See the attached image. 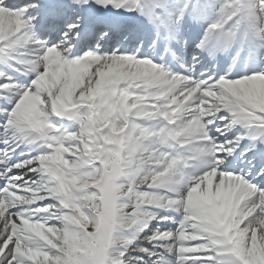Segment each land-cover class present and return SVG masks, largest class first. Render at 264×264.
Masks as SVG:
<instances>
[{
  "label": "snow or ice",
  "instance_id": "1",
  "mask_svg": "<svg viewBox=\"0 0 264 264\" xmlns=\"http://www.w3.org/2000/svg\"><path fill=\"white\" fill-rule=\"evenodd\" d=\"M0 9L5 10L7 17H19L25 22L23 30L30 28L33 40H38L39 45L43 46L40 55L44 50L56 47L69 60L90 54L134 56L173 72L179 70L187 74L190 70L195 83L221 95L225 94L223 85L226 81L235 84L255 76H264V0H144L143 4L141 0H48L47 3H41V0H28L26 3L0 0ZM120 10L136 15H124ZM69 11L76 14L75 19L60 32L59 44L49 46L48 41L37 38L38 28L56 31ZM96 25L103 28L101 38L111 40L120 34L135 41L137 46L131 54L120 50L111 54L86 51L76 58H70L71 38L81 34L82 26L87 34L88 29ZM20 43L15 36L0 41V198L6 203L10 198L4 190L9 183L32 186V181H35L25 180L27 173L16 175L13 169H27L28 172L43 174L42 177L45 175V169L40 165L46 151L30 159L13 162L11 157L16 155L17 149H21L22 145H34L37 141H43L46 145L53 142L71 145L74 143L72 135L77 134L78 129H83L82 117L68 112L58 118L74 121L78 129L59 137L49 135L55 129L50 121L53 116L50 109L44 110L43 118L53 128L42 130L17 125L13 115L17 104L26 91L34 90L38 74L19 62L21 54L26 52ZM162 52L170 56L174 63L165 62L163 57L160 63L153 62L155 56ZM245 62L248 69L242 71ZM112 102L111 98H102L94 105V110L103 114L107 104ZM157 103L161 105L160 111L165 113L163 127L167 129L169 110L163 107L166 101L159 100ZM217 107L219 110L214 111L213 115L204 117L208 135L204 143L216 148L215 155L209 158L213 161L209 167L241 176L249 185L264 192V111L257 112L255 116H245L242 106L236 101ZM126 123L130 143L137 132L143 135L134 120ZM166 152L167 149H162L161 155L156 158L162 159ZM169 160H175L174 153L156 168V172H162L165 166L171 167ZM200 170L207 171V168ZM51 199L59 202L55 197ZM35 205L13 204L8 207L7 215L15 219L4 223L0 230V264H32L22 255L29 249L54 257L51 264H87L85 256L73 252L76 245L69 240L71 229L67 226L66 215L65 238L58 248L48 246L45 241L22 230L18 231L20 225L17 219L24 214L25 208H46L52 204ZM157 211L159 218L153 221L158 223H149L138 234L128 235L129 242L115 249L120 255L107 264H240L226 240L217 242L207 231H202L199 225L188 219V213L179 215V227L173 231L163 222L174 220L172 214H176V209ZM49 228L56 231L52 225ZM185 233H190V237L186 239ZM161 234L167 238H160ZM80 239L86 241L84 237ZM73 255L75 259L70 260L69 257Z\"/></svg>",
  "mask_w": 264,
  "mask_h": 264
},
{
  "label": "bare ground",
  "instance_id": "2",
  "mask_svg": "<svg viewBox=\"0 0 264 264\" xmlns=\"http://www.w3.org/2000/svg\"><path fill=\"white\" fill-rule=\"evenodd\" d=\"M20 3L19 1H16ZM1 11V16L5 18L4 22V28L0 34V41H2L4 38L11 39L14 37L16 31H20L22 28L21 26L25 27V22H21L18 26L14 23L15 18H10L6 16L5 10L0 9ZM71 12H69L70 14ZM73 17V15H71ZM68 15V17H71ZM71 17V18H72ZM21 27V28H20ZM20 28V29H19ZM19 29V30H18ZM57 30H61V28H58ZM27 31V30H26ZM25 30H21V33L18 36H23L26 33ZM47 32H51L49 29L46 28ZM95 32V30H93ZM42 39V38H39ZM46 39V37H43L42 40ZM50 39V38H48ZM54 40V39H50ZM101 41V39H100ZM106 42V41H104ZM51 43V42H50ZM131 43V42H129ZM102 44V43H101ZM105 45V43H104ZM49 46H51L49 44ZM42 48V47H41ZM40 48V50H41ZM53 48V47H52ZM50 49V48H48ZM46 49V50H48ZM44 50V52L46 51ZM40 53V52H39ZM103 54V53H102ZM41 56V55H40ZM40 56L39 59L33 60L31 62V67L32 68H38L41 63H40ZM102 56L98 55V62L100 63ZM94 64L96 62V59H94ZM134 62V63H133ZM135 65L137 69V74L133 77V84H135V87H142L144 84V75L145 73L149 72L152 68L155 67L152 63L149 61L145 60H135L132 57H127L123 56L121 59L116 60H109L104 68L101 70L96 69L95 71L91 72L92 74H95L96 80H101L105 78V73L107 74L106 77L110 74L111 77H113L114 73V68L119 65L121 69L126 68V66L129 65ZM79 67H77V71H75V77L74 81L70 80L69 84L71 82H77L78 85L82 83V81H85L88 76L87 74H90L89 71L91 70L93 64L87 62V63H79ZM113 70V71H112ZM99 72V73H98ZM98 73V75H96ZM46 77V75H45ZM111 79V78H110ZM227 82V81H226ZM247 82V81H246ZM246 82H236L233 84L232 82H227L229 86L234 88V91L229 96L236 97L240 100L244 99H251L253 102L259 103V108L264 111V84H257L258 79H252V85H245ZM37 85V89H40V85L38 83H35ZM102 98H111L112 103L107 104L106 106V111L101 114L100 112H97L94 110V105ZM128 99V95L126 93L125 88H119L118 83L115 82L113 79H111V83L108 87H102V89L98 88L94 97L92 99H85L82 101V103L78 106V109H76L75 113H77L79 116L82 117V115L86 116L88 115L91 119L90 126L91 128H99L102 126H106L107 123L103 120L105 117L114 115L116 119H118L120 116L118 113L123 112L125 114V118L131 116V117H137L141 118L142 116L145 115V105L143 104V100H151L155 99V96L152 95L151 93H146L145 95H140L138 97L139 99V104L137 108H134L133 112L128 111V107L125 105V101ZM25 100H28V105H26L23 101L21 102L19 106V111L24 113L26 116V120L29 124L28 127H31L32 129H49V121L44 119L43 116L45 115L44 110L45 108L39 109L38 105L40 104L39 99H37V96L32 94V91H29ZM58 108V107H57ZM83 110V111H81ZM50 121L53 124H58L62 126L67 133L70 131H75L76 128L71 122H65V121H56L52 117H50ZM116 124V123H115ZM113 124V125H115ZM201 124V123H200ZM195 125V126H190L186 127L184 131L192 133L195 137L197 135H205L207 134V129L204 127L202 124L200 125ZM143 131V135H141L139 132L136 134V151H138V156L137 158L142 159L143 157L141 156L142 154L146 153L147 155L151 157H155L159 154L157 150V145L161 141L160 135L157 136V131H154L151 126H148V124L142 125L141 129ZM66 133V134H67ZM73 137V135H72ZM71 137V139H72ZM97 140L92 139L91 142H96ZM96 144V143H95ZM62 146V147H59ZM49 149L54 148L57 149L59 148L60 151H57L56 154L50 155L47 152L44 153L42 157V165L44 166H52V164H56L57 168L54 172L51 170L46 171L45 173L48 172L50 173V176L53 177V182L56 183L58 187H56V190L58 191H63L62 193H66L67 195H70V202L66 203V207L71 212L73 217L76 219L72 222H68V225L75 226L77 228H80L81 222H91L93 218L88 214L90 213L91 210L95 209L96 206V200L93 194H91V191H94V188L96 187L95 182H91L90 185L87 186H82L79 187L77 184L82 180V179H91L95 174L96 171H90L86 170L83 171L84 169H81L83 172H78L79 170H74L72 167L73 163H69L67 161H64L62 159H66L68 156V149L66 144H59L55 145L54 142L50 143L48 145ZM47 148H41L36 151L35 155L40 154L42 151H45ZM93 145H90V151L93 153V149H95ZM206 151L208 155H215V150L213 149V146H207V147H202L199 150L195 152V155H199L203 152ZM208 158L204 159V163ZM211 164L210 162H208ZM206 163V164H208ZM156 165V164H155ZM202 166H197L196 169H194L191 172V178L194 179L195 184H200L203 180L204 173L210 170L209 165L205 168H207V171H201L200 169L197 168H202ZM164 171V169H163ZM162 171V172H163ZM162 172L157 173L156 169L154 168L153 170L149 172H141L142 174L140 176H135V175H129L127 173H124V179L128 182L125 183L120 187V192L123 193V195H127L128 197L126 198L127 201H132L134 204H146V205H154L159 207V209H166L167 204H174L176 203L175 200H178V206L179 210H183L187 212L189 215L197 214L198 219H207L210 222H213L214 224L219 223V218L216 214V210L218 209L215 205V202L213 199L216 197V195H201L202 193L198 191L197 193H191L190 191L188 193L185 192V188L182 190H179L176 188L172 182H167V183H161L159 182V178L162 176ZM32 175V174H31ZM212 175V174H211ZM214 177V175H212ZM146 181L149 183L151 186H153V189L156 190V192L152 193H147V194H141L139 193V189L137 188L134 190L132 188H129L130 185L129 183H132L134 185L141 184V182ZM216 179L213 178L212 181L209 183V188L213 189L214 193L217 194L220 190L216 188L215 184ZM194 184L190 185L192 187ZM253 186L249 184H245L243 191H249L250 188ZM171 192L176 198L167 197L166 193ZM185 194V195H183ZM182 195L185 197H182ZM10 198V200L7 202L8 206H12L13 204H18L16 203L14 198H11L10 196H7ZM184 199V200H183ZM4 199L0 198V208L4 205ZM245 203L251 204L250 200H244ZM211 205V207H209ZM238 208V205H234V210ZM129 209V208H128ZM142 216H146L147 219H152L156 215L149 214L147 213L146 215L144 213H140ZM137 214V215H139ZM60 215V214H59ZM40 218V217H39ZM177 218V216H176ZM205 220V221H207ZM172 221V220H171ZM207 221V222H208ZM59 222V220L57 221ZM174 222V220H173ZM231 221H229L230 223ZM18 223L24 224L26 223L28 228L38 234L44 235L43 238L46 239L48 242H50L51 245H53L55 248H58L59 244H62L64 242L65 238V231L61 230L63 227L62 224L56 225L53 224L52 227L56 229L55 232H53L49 226H46L45 223H32L30 221H22L18 220ZM64 223V220H63ZM116 224L119 225L117 229H122L123 227V220L122 219H116ZM261 222H259V219L257 216L253 218V221L250 222L251 227H259ZM168 229L170 230H175L176 228L179 227V221L177 223V226H173L171 224H167ZM146 226L142 223L132 225L131 229V234H138L140 231H142ZM202 230V229H201ZM250 230V229H249ZM204 231V230H202ZM249 231L245 230L244 233L247 235ZM185 235L189 238L190 233H185ZM262 237L264 238V232L261 233ZM164 234H161L160 238H164ZM80 237H83L82 232H71L69 234V240L73 241L74 243H83L82 239ZM262 238V239H263ZM262 241V240H260ZM250 240L248 236H242L240 239H237L235 241H230V245L232 246V251L235 254V256L243 262L248 261V255H249V247L250 246ZM112 245L113 246H120L119 242L116 239L112 240ZM263 245H264V240H263ZM264 251V246L262 247ZM73 252H79L81 255L84 256V253L81 252L79 249L76 247L73 249ZM38 256V255H36ZM264 254L262 253V257ZM40 257V255L38 256ZM41 262L43 264H51V262L54 260V257H51L50 255L46 254V256L40 257Z\"/></svg>",
  "mask_w": 264,
  "mask_h": 264
},
{
  "label": "rangeland",
  "instance_id": "3",
  "mask_svg": "<svg viewBox=\"0 0 264 264\" xmlns=\"http://www.w3.org/2000/svg\"><path fill=\"white\" fill-rule=\"evenodd\" d=\"M4 22H5V18H0V34H1L2 29H3ZM113 58H116V56L108 57L109 60H112ZM19 62L25 64L24 58H21ZM102 65H105L104 61H101L100 63H98V65L96 67H101ZM163 71H164V74L162 72H159L158 70H156V71L152 70V71L148 72L147 75H146V82L148 84V89L152 88V89L157 90L158 91V93H157L158 95H167V94L169 95V93H173L174 92L175 86L171 85V83H172L171 82V76L166 74L165 69H163ZM131 72L134 73V69L132 68V65L127 66L126 68H124L122 70L119 69L118 71H114L115 76L118 75L119 78H121V79H123L125 81H128L129 77L131 76ZM96 75H98V73ZM106 75L107 74L105 73V77H106ZM67 76L68 77H67L66 83H64L65 81L64 82L60 81L57 84H54L55 86L50 88L49 91H48V95L52 96V98H54L55 101H57V102L63 101L65 103L66 102H70L71 103V102H74L73 98L74 99H79V100H81L83 98L87 99L88 97H90L94 93V89L92 88V85L95 82L97 83L95 74L94 75H91V74L88 75V78L85 81H82V83H80V85H78L77 83L73 84V82L70 83V84L67 83L68 81H70L72 79L74 80V76L72 75L71 72ZM104 81H103V84H105ZM106 83H109V80H106ZM161 113H164V112L157 111L156 112V116L163 117ZM13 115H14L15 122L18 121V118H19L18 114L16 112H14ZM21 120L23 121V117L21 118ZM88 122H89L88 118L85 117L84 120H83V129L82 130H79V129L77 130V134H76L77 135V139H76V142H75L74 146L68 145V147H67L68 150H69V154L72 156V158H71L72 161H73L72 166H77V165L78 166H84L85 163L87 162V159L85 158V156H86L85 150H86V147L87 146L89 147V144H90V142H88L89 134H90V131L87 128ZM19 124H20V122L17 123V125H19ZM104 128H106V127H104ZM104 128H102V129H104ZM126 128L127 127H125V126L121 127V128H119L117 130L108 132L107 134H105V136H103V134H104L103 132H105V131L98 130V133L101 136L100 137V141H99L98 150L95 152V167L97 165L98 172H100V168H103V166L101 165V163H102L101 158L104 157V156H107V154H108V157H109V164H111L112 161L118 162V163L120 162L118 160H116V161L114 160L115 158L120 156V152L115 150V146L118 144L119 137L123 136L125 134ZM124 141L126 142V139H124ZM135 144L136 143L134 141L131 143L132 146H134ZM109 145L112 146L111 150H109ZM124 147H125V145L123 144V150H122L123 152H124ZM146 162H147V159H146ZM103 171H104V169H103ZM100 174L102 176V173H100ZM92 180H95V179H92ZM145 190H147V189H145ZM262 193H264V192L260 191V194H262ZM28 195H30V194H28ZM28 195H26V197H27V202L29 204L30 202H29ZM53 197L54 196H51V198H53ZM232 197H233V193L225 195V198H226L225 203L227 204L232 199ZM57 199H58L59 202L54 201V200L51 199L52 201H44L41 204V206H44L46 204H52V205H50V206H48L46 208H42L43 210L40 213L42 218H43L41 221L47 223V225L49 224V222H51V219L52 220H56L58 218V216L60 214L59 210L64 205L63 201L60 200V195L57 196ZM37 203H39V202L30 203V204L34 205V204H37ZM261 203L264 204L263 197H261ZM97 205H98V207L95 209V217H94V220H93V227L94 228L98 226V222H99V225H100V221H98V215H96V214L99 213V212H102L104 210V208H106L108 210L107 205L106 204L104 205L103 200L101 201L100 198H98V197H97ZM120 206L121 205L112 206L113 216H114L115 212L117 211V209L120 208ZM33 207H35V206H33ZM130 208L135 209L136 207L135 206H131ZM262 208H264V205H262ZM138 209H139V207L137 208V210ZM146 210H148V209H146ZM7 212L8 211H6V213ZM3 213H4V211H0V217H1L0 218V230H1V227L3 229L4 223H7V222H9L12 219V218H10V219L8 218L7 221L4 220ZM65 215L67 217L68 222L74 221L75 218L73 216H71L70 214H68V213H66V214L63 213L61 216L64 217ZM19 217L27 219V215H24V216L20 215ZM13 219H15V218H13ZM18 220H19V218H18ZM32 221H38V219H32ZM62 223H63V221H62ZM102 223L103 224H101V226H100L101 231H100L99 236L96 239L93 240L94 247H92V243L93 242H91L90 244L89 243H85L84 247H79V245H81V243L80 244L79 243H75L77 249H79L81 252L85 251L87 253L89 260L90 259L92 260V258H94L96 256V258L98 259L99 263L101 262L102 258L105 259L104 255H106V252L108 251V250H105L108 244H105V242H101V240L104 241V239H106V238H104L102 229L105 228V229H109L110 230L112 228V226H113L114 220H111L109 218V214L105 213L104 217H103V220H102ZM81 224H82V228L83 229H85L86 227L89 228V226L84 224V222L81 223ZM63 225L66 226L65 222L63 223ZM20 229H23V230H25L26 233L31 234L30 231L28 229H26L25 226L20 228ZM20 229H18V231ZM63 230H65V228H63ZM71 231H72V229H71ZM111 231H109L108 234H110ZM88 232H89V230H86V231L83 232V234L88 235ZM250 234H251V237H249V238H250V242H251V248H250V251H249V256L250 257H248V259H249L248 261L249 262L247 264H264V258L261 257L262 253L264 254V251H263V248H262L264 246L263 245L264 238L260 235V231L259 230L258 231L252 230V232ZM32 236L36 237L35 235H32ZM113 236H114V234L112 235V237ZM260 240H262V241H260ZM121 242H122V240H121ZM111 254H112V252L108 251V255H111ZM22 255H25V253L22 252ZM32 257H35V255H33ZM27 258L30 261H33V259L31 257L27 256ZM69 259L70 260L75 259L74 255L70 256Z\"/></svg>",
  "mask_w": 264,
  "mask_h": 264
}]
</instances>
